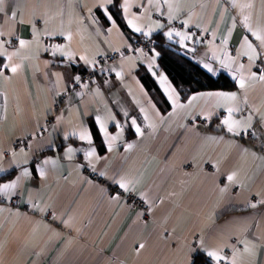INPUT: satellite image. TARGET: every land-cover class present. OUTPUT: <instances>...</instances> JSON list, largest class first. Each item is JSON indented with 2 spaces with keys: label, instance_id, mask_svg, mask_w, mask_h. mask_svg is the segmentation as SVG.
<instances>
[{
  "label": "crops",
  "instance_id": "crops-1",
  "mask_svg": "<svg viewBox=\"0 0 264 264\" xmlns=\"http://www.w3.org/2000/svg\"><path fill=\"white\" fill-rule=\"evenodd\" d=\"M124 2L118 5L130 36L106 11L107 0H5L0 184L15 180L17 186L0 193L8 200L0 203V264H190L198 252L211 264H264V80L258 78L264 47L244 23L247 16L248 25L264 34V0H236V7L232 0H170L173 19L163 0H128L127 12ZM96 8H103L107 24ZM128 19L142 31H134ZM150 29L148 36L187 32L193 38L183 45L175 34L164 37L207 72L205 64L213 69L209 73L228 75L235 88L182 98L156 67L155 51L150 56L132 51L133 36ZM245 36L257 50L255 64L237 55ZM21 39L28 43L21 46ZM57 44L70 59L54 52ZM112 52L118 58L105 64L93 85H72L76 71ZM225 52L233 58L232 71L220 63ZM140 64L168 102L166 112L138 78ZM241 64L236 76H245L243 88L233 79ZM250 72L257 78L247 79ZM161 73L175 89V105L159 83ZM209 92H235L236 99L218 102L200 95ZM228 106L240 109L233 118L242 125L234 132L221 123ZM195 115L209 122L201 125ZM97 117L109 136L118 135L111 147ZM132 119L142 134H136ZM85 130L91 143L79 139ZM89 149L95 155L85 159ZM121 176L132 181L140 205L124 200L125 192L113 182ZM117 193L119 199H113ZM11 197L16 204L9 203ZM205 250H219L225 259L214 261Z\"/></svg>",
  "mask_w": 264,
  "mask_h": 264
},
{
  "label": "snow or ice",
  "instance_id": "snow-or-ice-1",
  "mask_svg": "<svg viewBox=\"0 0 264 264\" xmlns=\"http://www.w3.org/2000/svg\"><path fill=\"white\" fill-rule=\"evenodd\" d=\"M108 3H111L112 0H107ZM159 2V0H158ZM164 3L168 4V7L170 9V14H169V19H173L174 16L171 15V10H172V4L170 2V0H163ZM4 3L5 0H0V12L4 11ZM149 3H152V0H149ZM232 4L234 7L238 6L236 4V0H232ZM250 6V5H247ZM101 7H103V5H101ZM239 7L243 8L245 7V5H239ZM123 8L125 10V12H127L128 10V0H125ZM159 10V9H157ZM107 11V10H106ZM15 15V13H13V16ZM109 19H111V16L108 17ZM248 17L245 16L244 17V23H245V27L248 29L249 32H251L252 36H255L257 40L260 41V46L264 47V34L261 33L260 30H253L249 25H248ZM128 25L134 29V31L136 32H141L142 28L137 26V24L134 22V19H128L127 20ZM185 26L188 25V21H184L183 22ZM156 27H162V25H160L159 23L156 24ZM152 30L150 29L149 32H144V35L147 36L150 34ZM173 34H175L177 37H179V43L180 44H184V42L186 40H191L193 37L191 35H189L187 32H180V31H176L174 29L169 30L168 32L164 33L165 36H167L169 39L172 38ZM49 35H55V33H49ZM61 35H63V33H61ZM21 46H24L26 43H28L27 41L21 39L19 41ZM223 43H227V40L225 39L223 41ZM0 47H2V45H0ZM54 52H60L63 56L67 57V58H71V53L70 52H66L64 51V48L62 45H53L52 46ZM139 51V49L137 50ZM0 55H4V53H0ZM158 55V53H155L153 56V61L155 60V56ZM225 55V59L221 60L220 63L222 65V67L229 69V71H232L231 68V64L228 61H231L233 58L228 56L227 52L224 53ZM238 56H247L248 60L250 61L251 64H255L257 58H258V53L256 48L253 46V44L249 41V38L247 36H245L241 42V48L238 50L237 52ZM8 59H10L11 57L8 56ZM81 59H85L84 57H81ZM5 67H7V65H5ZM16 67L15 65H13L11 67V71L15 72L16 71ZM152 65H149V68H151ZM205 68L208 69L209 72H212L213 69L205 64L204 65ZM243 65H239L235 72H233V79L236 80V83L239 85V87L243 88L245 86V76L241 73V75L237 78L236 73H239L241 71V69H243ZM120 73H117V76H119ZM155 75V73H154ZM257 78V73L256 72H250V75L247 77V79H256ZM260 80H264V69L260 70V74L258 77ZM80 78L77 76L76 80L78 81ZM159 83L161 85V87L163 88L164 92L167 94L168 99L171 100L173 102V104L175 105L177 97L175 95V89L171 87V85L168 83L167 77L161 73L159 76ZM200 95L203 96H210V97H216L218 102L219 101H234L236 99V93L235 92H209V93H201ZM194 99V98H193ZM218 106H223L221 104L218 103ZM240 109L238 106H228L226 108L227 111V116L224 117V119L221 121V123L223 125H225L228 129L229 132H234L237 129H239L242 125V122L239 120H236L233 118V113L234 112H238ZM141 112H144V109L141 108ZM125 115H127V113H125ZM145 119H148L147 115H145ZM97 123L100 125V131L101 133L104 135L105 137V141L109 144V147H111V141L118 139V135L117 136H109L107 133V129L106 126L104 124L103 121L100 120L99 117H97ZM131 126L135 129V132L137 135L142 134L141 133V129L140 127L137 125V122L135 119H132L131 121ZM117 128H120V125L117 124ZM79 139L84 141H88L89 143H91V135L87 132V130L82 131L79 133ZM132 145H128V148H131ZM67 152L71 153L73 151V149L71 147H69L68 149H66ZM95 155V149H89L88 151L85 152V159H89L90 157H93ZM0 171H2V169H0ZM43 174V171L41 170V175ZM24 175H28V171L27 169H25ZM101 176L104 175L103 172L100 173ZM234 175L235 174H231L227 177V179L229 181H232L234 179ZM113 182L118 185V187L120 189L123 190V192L125 193H131L134 191V187L132 184V181L127 179L126 177L121 176L119 179H113ZM17 186V181L13 180L9 183H3L0 184V193H4V194H8L9 192H11L12 190H14ZM223 191V189H222ZM113 199H119V193H117L116 196L113 197ZM253 207H255V205H252ZM142 247V245H141ZM199 251V250H197ZM207 253V256L210 257L212 260L214 261H220L222 259H225V257L220 255V251L219 250H205ZM244 251H249L248 247L245 246ZM190 264H197V260L195 257V254L193 255V258L190 262ZM232 264H235V260L232 261Z\"/></svg>",
  "mask_w": 264,
  "mask_h": 264
},
{
  "label": "trees",
  "instance_id": "trees-1",
  "mask_svg": "<svg viewBox=\"0 0 264 264\" xmlns=\"http://www.w3.org/2000/svg\"><path fill=\"white\" fill-rule=\"evenodd\" d=\"M106 8L109 14L114 17L120 29L125 34L130 36L126 22L122 17L118 0H113ZM102 9L103 8H96L95 11L97 16L104 22V24H107V18L105 17ZM196 31L201 33V30L199 29ZM135 38L136 36H133V40ZM151 38L153 40L154 51L158 53L155 62L156 67L165 72L171 83L180 91L182 98H186L188 94L196 91L218 89L232 90L235 88V82L228 75L223 72L214 75L202 69L194 62L192 58L187 55L186 52L181 51L176 44L166 40L162 33H155L151 36ZM87 70L88 69L81 68L79 71H76L74 75L76 73H85ZM136 74L146 88L147 92L156 100L161 110L166 112L170 106L168 105L165 97L161 94L157 82L151 76L148 69L145 68L144 64H140ZM90 125L92 127L94 137L96 139H100L92 121L90 122ZM98 150L100 152L104 151L103 143H98ZM195 257L197 264H211L208 259L200 252L195 253Z\"/></svg>",
  "mask_w": 264,
  "mask_h": 264
},
{
  "label": "built area",
  "instance_id": "built-area-1",
  "mask_svg": "<svg viewBox=\"0 0 264 264\" xmlns=\"http://www.w3.org/2000/svg\"><path fill=\"white\" fill-rule=\"evenodd\" d=\"M153 45V41L149 37H142L136 41V49H139V52L143 54H147L149 52V48ZM105 64L103 56L98 55L94 58V60L89 62V69L85 73H76L74 75L73 82L75 83L76 87L79 86H87L90 85V83L94 82L96 76L98 73L101 72V69L103 65ZM79 77L80 79L77 81L76 77ZM194 121L200 123V124H206L208 122L207 118L202 117L200 115H195L194 116ZM7 153V152H5ZM210 169H212V166H209ZM125 198L129 199L131 202L134 204H137L140 202L139 196L134 194L133 192L131 193H125ZM8 201L7 199L3 198L0 196V203H5ZM9 203L16 204L17 199L16 198H10Z\"/></svg>",
  "mask_w": 264,
  "mask_h": 264
},
{
  "label": "rangeland",
  "instance_id": "rangeland-1",
  "mask_svg": "<svg viewBox=\"0 0 264 264\" xmlns=\"http://www.w3.org/2000/svg\"><path fill=\"white\" fill-rule=\"evenodd\" d=\"M196 33H199L198 31H196ZM164 36V35H163ZM142 37H149V38H151V36H145V35H137L136 36V38L133 40L134 41V45H133V48H132V51L133 52H138V53H140V54H142V55H144V56H150L151 55V53H153L154 52V48H153V45L149 48V52L147 53V54H143V53H141V52H139V51H137V49H136V41H138V39H140V38H142ZM166 39V38H165ZM151 40H152V38H151ZM167 40V39H166ZM52 41H54V39H52ZM153 41V40H152ZM9 43L10 44H17L18 43V41L17 40H15V39H10L9 40ZM172 43V42H171ZM98 55H101V57L103 56V58H104V61H105V64L106 63H108V62H111L112 60H114V59H116V58H118L117 56H119V54L117 53V52H112L111 54H109V55H103V54H98ZM98 55H96V56H98ZM95 56V57H96ZM94 57V58H95ZM94 58H92L91 60L93 61L94 60ZM105 64L103 65V67H102V69H101V72L100 73H98L97 74V76L98 75H100L103 71V68L105 67ZM87 69H89V65H88V68ZM97 76H96V78H97ZM96 78H95V80H94V82L92 83H90V85H87V86H91V85H93L94 83H95V81H96ZM72 85H74V86H76L75 85V83L73 82V79H72ZM79 87H81V86H79ZM94 176H96V175H94ZM123 196H124V200H126L127 202H131L129 199H126L125 198V193L124 194H122ZM11 198H15V197H11ZM132 204H134L133 202H131ZM134 205H140V202L139 203H137V204H134Z\"/></svg>",
  "mask_w": 264,
  "mask_h": 264
}]
</instances>
